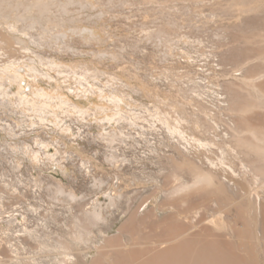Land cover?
Returning <instances> with one entry per match:
<instances>
[{
  "label": "rangeland",
  "instance_id": "obj_1",
  "mask_svg": "<svg viewBox=\"0 0 264 264\" xmlns=\"http://www.w3.org/2000/svg\"><path fill=\"white\" fill-rule=\"evenodd\" d=\"M262 83L264 0H0V264L112 261L127 219L167 218L197 168L227 193L186 233L237 214L246 229L216 230L264 264L257 218L229 199L264 201L239 159L253 148L235 149L241 106L264 127Z\"/></svg>",
  "mask_w": 264,
  "mask_h": 264
},
{
  "label": "bare ground",
  "instance_id": "obj_2",
  "mask_svg": "<svg viewBox=\"0 0 264 264\" xmlns=\"http://www.w3.org/2000/svg\"><path fill=\"white\" fill-rule=\"evenodd\" d=\"M257 52L261 53L263 50L261 51L259 49ZM254 70L256 69L252 68L248 73H251L250 75L253 78H257L252 73ZM259 87L264 88V83L259 84ZM241 113H243V116L236 124V130H240L241 135H238L235 149L241 146H247L250 149L253 148L254 157H249L247 154L241 153V157L238 158L244 164L249 163L252 168H255L254 170H259L264 175V151L260 145L254 144L245 135L247 132H251L252 134L264 137L263 124L249 115L243 106H241ZM190 174L193 175V183L185 188L192 187V190L184 194V196L181 195L180 197L172 199L176 203V207L167 218L159 222L150 223L148 226L149 230L138 234L139 230H142L141 226H144L146 219H138L134 215L130 216L122 225L120 231H128L130 233L129 237L131 238L130 240L133 246L122 249L124 248V243L122 244L121 239L118 237L114 240L115 244H113L114 242L109 243L114 249L112 261H103L102 258H104L105 253L100 250V252L97 251L99 252L97 257H94L90 264H124L127 261H131L132 264H259L258 254H255L248 240L249 237L247 238L246 234H239L237 239L233 240L228 231L221 232L218 229L216 230L219 226L229 228L232 232H236L239 226L241 229H246V221L237 214L233 216L234 219L231 222L219 218L216 215L218 223L215 225L216 228L210 226L208 222H204L199 227L198 225L195 226L199 228L198 231L192 234L186 233L182 223L183 218L190 216L193 211L196 212L199 208L208 211L211 208V204L209 203L211 199H222V197H226L227 193H224L226 190L223 183L217 176L211 174V172L209 173L197 168L193 172H190ZM236 191H234L236 192L235 195H238L240 200H243L244 194L246 193L247 199L245 203L243 202L245 205H242V201L233 200V195L229 197L230 202H232L233 207L237 210L241 208L244 210L249 209L250 215L257 218L255 219L254 225L256 228L255 231L258 234L257 243L261 247V253L264 255V201L258 204L256 207L258 209H255L252 192L246 190L243 185ZM181 202H184L185 205H180ZM132 235H136V237H132ZM148 241L153 244L150 246L151 248L148 247L149 245L140 248V242L148 243ZM140 252H143L141 254L143 258L142 256H136Z\"/></svg>",
  "mask_w": 264,
  "mask_h": 264
}]
</instances>
